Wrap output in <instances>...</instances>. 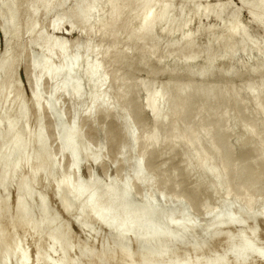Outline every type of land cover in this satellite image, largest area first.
Masks as SVG:
<instances>
[{
	"label": "bare ground",
	"instance_id": "6f19581e",
	"mask_svg": "<svg viewBox=\"0 0 264 264\" xmlns=\"http://www.w3.org/2000/svg\"><path fill=\"white\" fill-rule=\"evenodd\" d=\"M68 1L20 0L9 2L8 0H0L5 10V12H2L5 17L2 30L5 33L6 43L5 50L0 57V103L10 99L7 106L0 107V131H7L8 135L12 136L6 151L3 150L5 153L0 158V264H10L9 262L12 263L15 258L16 264H82L83 258H79L80 262L78 258V261L76 258H71V255L75 252L73 251L74 248L72 247L73 250L70 249L69 246L71 245L66 247L69 243L66 241H69L70 234L74 233L68 232V221L61 225H55L51 235L48 233V236H43V239L40 240L39 238L37 243H34L36 256L32 260L28 250L24 247L25 242L29 240L28 238L40 237L43 234L42 229L47 230V227L52 226V224L54 226L55 222L60 221L57 220V213H60L57 212L58 210L56 213L54 212L57 214L56 218L53 217L55 214L52 216L51 212L48 213L49 205L59 190L63 191L60 208L64 213L70 215L78 208L84 209L85 216L83 221L77 224L79 227H88L91 224L95 223L96 225L98 223L100 226L97 225L102 229V226L110 229V226H112L111 230H115V233L118 230L115 241H111L112 235L110 241L109 239L107 241L106 238V241L102 240L101 242V240H98L99 245L95 247L93 244L90 246L88 242L90 249L93 247L92 251L97 248L92 254L87 248L89 247L88 244L85 245L84 242L83 245L80 244L87 246L86 249L89 252L88 255L85 247L83 249L86 252L80 248L82 253H86L84 259L89 258V260H87L88 258L85 259V264H171V262L173 264H264V241H261L264 240V104H262L264 100V83L256 82L257 84L247 83L246 86L244 85L243 92L245 91L246 95L247 93L249 95L246 96L247 99L240 96L243 92L235 91L232 88L227 89V92L223 93L222 96H220V93L212 94L211 90L204 94L201 93L199 96L203 101L194 111L195 113L192 114L189 108L193 98L190 85L176 86L173 89V94L164 86L153 90L150 87L151 85H145L148 96L142 106L137 99L132 100L133 102L129 99L130 87L125 84V87L116 88V99L111 102L108 99L111 91L100 93V87L108 80L113 84L117 81H127V79L124 75H119L120 72L118 74L111 72L109 66L119 65L127 69L132 68L133 65H138V68L141 67L145 64L146 52L144 46L138 48L139 42L154 41L157 38L154 33L158 29L166 34L184 30L188 27L190 18H188L189 16L183 18V26L170 25V21L180 16L184 9V7H181L179 10L177 9V12L170 11L168 5L173 0H128L127 2L105 0L108 8L106 14L108 15L101 17L98 22L102 34H107L106 36L110 34L114 39L111 45L108 44V47L106 45V49L102 51V56L106 59L104 62H93L85 64L83 67L82 64L96 52V48L92 47L91 43L84 45L73 43L71 45L66 40H57L52 35H45L43 30H38V15L41 11L48 13L53 11L55 7L63 8ZM98 1L100 0H73L74 5L72 4L70 10L68 9L65 13L55 17L53 30L67 22L70 24L69 31L75 28L76 25L84 28L88 27ZM241 1L246 2L247 0ZM140 3H151L153 5L143 8V11L137 14H133L131 12L132 7ZM217 6L219 7L216 10L215 5L207 4L203 7V15L210 14L215 9L217 13L215 17L220 19V13L226 5ZM256 6L259 7L260 13L264 15V0H258ZM250 12L253 21L264 27V18L261 19L253 9ZM100 29L97 31L99 32ZM24 31L29 35L37 32L35 36L38 37L35 41L46 52V54L42 53L45 55H40L41 58L38 62L35 60L31 64L29 80L33 86L30 88L32 92L30 98H28L31 103L29 107L24 105L27 99L24 97L23 89H21L23 86L19 85L20 81L17 77L19 74L17 75L16 72L20 65L21 56L25 58L26 55L24 56V52L21 55L22 51L14 53V48H12L14 44H18L16 41ZM87 32L92 33L90 30ZM88 33L86 35L90 36ZM240 33V22L231 23L225 37V45L229 56L236 52L238 45H242V48H244L248 40L253 41L248 33L243 34L236 41L235 38L240 36ZM93 35H95V29ZM123 37L127 41L136 44H134V48L139 50L137 51L138 55L132 57L123 50L118 49L119 40ZM191 37L194 36L190 33L186 35L187 43L184 50L189 52V56H186L187 59L198 57L197 54H194L195 51L192 52L193 47L197 45L193 44ZM181 42L183 41L180 38L179 44ZM157 44L154 42L151 48L154 49ZM176 44L172 45L177 46ZM128 46L126 45L125 49ZM70 48L75 50L72 52ZM69 49L72 54L68 52ZM54 57L60 59L55 65L52 61ZM207 61H212V57H208ZM185 71L190 74L196 73L187 70V68ZM79 73L82 74L81 77H78ZM213 74V70L200 71V75L204 76ZM45 79L52 84L48 97H44L42 89ZM85 80L91 85L92 89L89 106L86 109L85 117H83L79 100L83 97V81ZM60 93L70 94L76 102L73 105L72 120L68 123L65 122L66 120L64 121L61 112L56 114L57 100ZM215 97L219 98V105L215 106L213 104L215 101L205 104V102L212 101ZM131 104H133V109ZM164 105L167 107L165 108ZM163 106L165 108L164 112L160 111ZM220 108H222L221 113H219ZM145 109L149 111L152 117V126L148 131H143L144 133L141 134V128L146 125ZM45 111L54 113V116L56 114L57 121L60 124L58 127H61V131L59 130L61 133L59 137V154L62 157L68 156L70 159V170L61 177L55 176V171L62 164L54 158L49 145L50 138L43 122ZM189 112L191 115H188ZM200 115H203V118ZM197 117L202 119L198 120ZM32 118L37 123L34 130L27 125ZM109 118L115 119L117 124L112 129V134L108 135L107 140L110 138L111 141L109 139V142L116 144L117 150L115 152L122 156L124 160L129 158V166L132 168L131 178L128 177L129 179L126 181L123 172L122 174L118 172L119 174L114 179L109 178L111 180H108L107 183L104 181V183H101L102 181H97L95 177L87 179V183L81 182L82 178L80 180L77 176L81 166L88 161L100 163L103 150L108 145L97 142L95 144L93 142L95 139H86L84 134L86 123L94 125L100 119L107 120ZM21 119H25L26 124L21 130H18ZM228 123L230 124L228 125ZM238 130L239 133L240 130L242 132L234 136L233 133L235 131L238 133ZM230 136L235 137V142L232 141L233 143H231ZM200 139H203V141H200ZM2 142L3 138H0V144ZM161 143H165L169 151V154L166 151L163 155L173 154V157H177V155H174L177 154L178 150L176 149L178 147L182 148L180 154L184 177L191 176L195 178L193 173L198 174V180L196 182L193 180L194 185L191 184L190 186H193L186 189L185 192H181L180 189V192L175 190L172 195H170L171 192L168 193L170 196L165 192L169 183L174 187H178L179 175L177 171L180 168L169 166L171 169H164L160 173L156 172H159V169L161 170V168L155 170L156 168L153 167L155 161L157 162V158L160 159L161 155L156 149ZM40 146L43 147L37 149ZM151 147H155L152 150L153 152H149ZM136 148L139 151L134 157L133 152ZM108 149L107 152H109ZM115 152L113 153L115 154ZM13 154H17L14 162L10 160ZM114 154L112 156H116ZM173 157L171 156V158ZM260 159L261 164L258 163ZM59 161L61 160L59 159ZM170 161L172 160L170 159ZM167 163L166 161L164 165L168 166ZM164 165L162 164L163 167ZM26 166L29 170L28 173L24 171L19 173V170ZM17 171L18 177L22 174L19 179L13 178L14 175L17 176ZM229 173H231V177L226 176ZM27 176L33 177L29 189H25L22 184V180ZM7 182L11 184L14 182L12 185L16 183V188L14 187L16 196L13 200L10 198V194L5 191L7 190L5 188ZM142 184L146 185L152 192L150 191L143 197L142 203L136 204L137 202H134L132 197H134L135 190ZM43 185V191L38 194L36 189ZM3 192H6V194ZM232 194H236L238 198L234 203L227 204V198ZM256 194H259L258 197L261 195L263 198L257 200ZM203 195L209 197L202 199ZM211 195H213V198L214 195H219V197H216L214 206H211L208 202L212 198ZM165 197H169L168 201L171 199L181 202L175 206L172 201V208H170L171 205L168 208H163L167 206H162L160 200ZM83 198L85 200L81 201ZM36 199L39 201L37 203H40L41 212L38 213L40 217L34 220L32 207L33 203H36L34 202ZM243 202H250L252 207L242 213ZM191 211L200 212L207 216V222L205 220V223H207L205 226L207 227H203L206 229L203 234H206L209 240H212V243L209 241L210 244H208V239H205L206 241L200 238L195 239V236L192 235L195 241H191L192 244L187 248L184 247L188 249V252L183 254V250L180 248L183 247L181 245H183L184 239L186 240L185 237L188 233L189 235L190 233L196 234L201 231L200 229H203L201 227L203 225H200L197 221L199 216L197 214L193 216ZM240 213H242L241 218H238ZM5 215H9V217L5 218ZM254 223L258 225L248 229V226ZM238 227H240V230H235ZM179 230L181 233L178 232ZM98 235L100 234L98 233ZM93 237L91 238L93 239ZM124 239L129 242L128 247L125 246L126 244L121 243L125 248L119 244L121 240L125 242ZM199 239L202 240V243L208 242L207 245L201 244ZM43 241H47L49 245H43ZM116 243L121 246H117ZM136 243H140L142 247H148L146 250L150 249V251H140L142 248L140 250L132 248V250L131 247L133 246L130 245ZM250 250H253L252 254L248 253ZM33 253L35 255V252ZM58 253L61 255L59 258L56 256ZM76 256L78 257V255Z\"/></svg>",
	"mask_w": 264,
	"mask_h": 264
},
{
	"label": "rangeland",
	"instance_id": "374dc122",
	"mask_svg": "<svg viewBox=\"0 0 264 264\" xmlns=\"http://www.w3.org/2000/svg\"><path fill=\"white\" fill-rule=\"evenodd\" d=\"M8 1L9 2H18L20 0H8ZM121 1L127 2L128 0H121ZM257 3H258V0H247L246 2H242L241 0H173L172 3L168 5L170 7V9H169L170 11L174 10V12H177L179 10V8H181V7H184V9H183V12L180 14V16H177L170 21V23H171L170 25L171 26H183L184 25L183 18L184 17L186 18L189 16L188 18H190V22H189L188 27H186L184 30L176 31L172 34H166V33L162 32L160 29H158L154 33V35L157 36V38H155L156 41L155 40L154 41L147 40L148 42L147 41H144V43L139 42V45H137L138 48L141 46L145 47V52H146V58L144 61L145 64L139 68H138V65H133L132 68L129 67L128 69L125 67L119 66V65L114 66V67L109 66V70H112L111 72H115L117 74L120 72L119 75H121V74L124 75L126 77L125 79H127V81L126 80H124V82L123 81H117V82L111 84V82L108 80L107 83H105L102 87H100V89H99L100 93H105V92L111 91L110 92L111 94L108 97V99L112 102L116 99V88L117 87H123V86L125 87V84H127V86L130 87L129 88V91H130L129 99L131 101L137 99L139 101V103L143 106L144 103L146 102V98L148 96L147 92L145 90V87H144L145 85H148V84H149L148 86L151 85L150 87L153 88V90L160 89L161 87L164 86L170 91L171 94H173V89L178 85H190V90L193 93V98L191 99L189 108H190V112L192 114V113H195L194 111H196V109L201 105V103L203 101L201 96H199L201 93L204 94L205 92L211 90L212 94L220 93V96H222V94L226 93L227 89H230V88H232L235 91L243 92V87H244V85L246 86L247 83L248 84L249 83L257 84L259 82L264 83V27L257 25L253 21L252 14L250 12V10L253 9L257 14H259L261 19L264 18V15L260 13L259 7H257L258 5L256 6ZM72 4H73V0H69L66 3V5H64L63 8L55 7V9L53 11L48 12V13H46V12L44 13L43 11H41L38 15V21H39L38 30H43L45 35H47V36L52 35L53 37H56L57 40L58 39H60V41L66 40V42H68L71 45L73 43H75V44L78 43L81 45L91 43L90 45L92 47L96 48V52L90 56V59H87L85 61V63L82 64L83 67L85 64H90L93 62H104L106 59L104 56H102L103 55L102 51L106 49V45H107V47L109 45H111V43L113 42V39H114V37L110 36V34H108V36H106L107 34H105V35L102 34V30L100 29V23L98 22L99 19H101V17L108 15V14H106V12L108 11V8H107V4H106L105 0L98 1L97 6L95 7L93 14L91 16L92 19H91L90 23H88V27L84 28L80 25H76L75 28H73L72 30L69 31L68 28L70 27V24L67 22L65 24H62L59 28L53 30L54 21L56 19L55 17L60 16L62 13H65V11H67L68 9L70 10V7L72 8ZM207 4L215 5L216 10H217V7H219L217 5H226V7L223 9L222 13H220L221 14L220 19H217L215 17V15H217L215 9H213L212 13L207 14V15H203V7L206 6ZM150 5H153V4H151V3H140V4L132 7L131 12L133 14L134 13L137 14V13L143 11V8L150 7ZM3 11L5 12L4 7L2 6V4L0 2V57L3 54L5 47H6L5 46V44H6L5 43V33L2 30V26H3L4 20H5V17L2 14ZM237 22H240V24H241V33H240V36L235 38V40L237 41V39H240L241 36H243V34L248 33L252 37L253 41L248 40L246 42V46L244 48H242V45H238L237 50H235L236 52L232 56H229V54L227 53V47L225 45V37L227 35L229 26H231V23L233 24V23H237ZM40 26H42V27H40ZM88 29L92 33H90V32L88 33L87 32V31H89ZM94 29H95V35H93ZM98 29H100L99 32L97 31ZM87 33L90 34V36L86 35ZM98 33H100V34H98ZM188 33H190L191 35L194 36V37H191V39H193V44L198 46V47L197 46L193 47V51H192L193 53L195 51L196 53H194V54L198 55V57L195 59H187V57L189 56V52L184 50L185 49L184 46L187 43L186 35H188ZM35 34H37V32L33 33L32 35H29L28 33H26L24 31V33H21L20 37L16 41V43H18V44H14L12 46V48H14L13 49L14 53H18V52L20 53L22 51L20 54L23 55L22 53L24 52V56L26 55L25 58L21 56V61L19 62L20 65H19V68L17 69L18 71H16L17 75L19 74L17 76L19 78V81H20L19 85H21V87L23 86L21 89H23L24 97H26V99L28 100L27 101L25 99L26 101H25L24 105L26 107H29L31 105L28 98H30V95L32 92V89H30V88L33 86L32 82L29 80V74L31 73L32 61L35 62V60H36V62H38L41 58L40 55L46 54L44 48L35 41V39H37V37H38V36H35ZM109 37H111V38H109ZM180 38H181V41H183V42H181L179 44ZM76 41H79V42H76ZM102 42H103V44H102ZM119 42H120V45L118 46V49L123 50L124 52H126L127 55L132 56V57H134L135 55H138L137 51H139V50H136V48H134L135 43H133L131 41H127L126 39H124V37L121 40H119ZM154 42L158 43L157 44L158 46L156 45L154 47V49H152L153 47L151 48V46H153L152 44H154ZM174 43L175 44L178 43V44H176L177 46H173ZM126 45L127 46L129 45V46L125 49ZM149 45H150V47H149ZM22 47H24L26 50L24 48L22 49ZM146 48H148V50H146ZM158 48H159V51H158ZM70 49L68 52L70 54H72V52L75 49L72 48L71 49L72 52ZM173 50H176V51H174L175 53L173 52ZM168 51L170 52V54ZM198 51L200 52V54H198L199 53ZM42 53H45V54H42ZM208 57H212V61H207ZM37 58H39V59L37 60ZM162 58H163V60H162ZM57 59H59V58L54 57L52 59V61L54 62L53 65H55V63H58L60 61V59L58 61H56ZM186 68H187V70L189 69V71L192 70L196 73L190 74V73H188V71H185ZM202 70H205V71L213 70L215 75L214 74L209 75V76L200 75V71L202 72ZM81 76H82V74L79 73L78 77H81ZM215 77H216V79H215ZM196 78H198V79L196 80ZM234 79H236V80L232 81ZM210 82H212L214 84H212ZM144 83H146V84H144ZM83 84H84L83 90H82L83 97L81 98V100H79V103H81L80 105H81L82 115H83V117H85L86 109L89 106V97H90V93H91L92 88H91V85L86 80L83 81ZM43 85H42V89H43L44 97H48L49 96L48 92H49L52 84L50 82H47L45 79V81H43ZM154 85H155V87H154ZM210 85H211V87H210ZM214 89H216V90H214ZM87 92H88V94H87ZM247 95H248V93H247ZM247 95H246L245 91L243 92V94L242 93L240 94V96H242V98H244V99H247V97L249 96V95L248 96ZM9 100L10 99H6L3 103H0V107L3 108L5 106H7ZM213 101H215V102H213ZM211 102H213V104L215 106H217V105H219V98L215 97L212 101L205 102V104H210ZM262 102H263L262 104H264V100ZM75 103L76 102L73 100V98L70 96V94L60 93V95H58V100H57L56 114L58 112H61L64 121L66 120L65 122H67V123L70 122L72 120V117H73V105ZM214 105H211V106L215 107ZM164 106L161 108L160 111H163V112L165 111L164 109L167 106H165V108H164ZM208 106H210V105H208ZM131 108L133 109V104H131ZM222 108H224V107H222ZM222 108L219 109V113L222 112ZM62 109H64V110H62ZM190 112L188 115H191ZM56 114L54 116V113H52V112L50 113L48 111H45L44 115H43V122L45 124L44 123L43 124L47 128L46 129L47 135L50 138L49 145H50L51 151L54 155V158L57 159V161L60 164H62V166L55 171L56 172L55 176L61 177L63 174L67 173L70 170L69 169L70 159L68 156L62 157L59 154V146H60L59 137L61 134L59 132V130L61 131V127H58V126H60V124H59V121H57ZM200 116L202 117L203 115H200ZM201 117H197L198 120L203 118V117L202 118ZM144 118H145V124L146 125L144 128H141V130H142V131L140 130L141 134L144 133L143 131H146V130L148 131L150 129V127L152 126V119H151L152 117H151V115L147 109H145V111H144ZM229 122H231V121H229ZM100 123L101 124L105 123V124L101 125ZM232 123H233V120H232L231 124L228 123V125L230 124L232 126ZM24 124H26V120L21 119V122L18 125V130H21L25 126ZM86 124L87 125H86L85 130H84L85 131L84 134L86 136V139H88V138H90L92 140L95 139V141L93 140V142L95 144L104 143L105 145L106 144H108V145L103 150L104 156L102 155L103 159L101 158L100 163H95V162H92L90 160L91 162L88 161L87 162L88 164L85 162L83 164L85 166H83V165L81 166V169L79 170L80 172L78 171V173H77L78 178L80 180L82 178L81 182L87 183V179H89L90 177H95L97 181H100V182L102 181L101 183H104V182L107 183L108 180L110 181L111 179H114L115 176H117L120 172H121V174L123 172V177L126 178V181L129 178H131L130 175L132 174V172H131L132 168H131V166H129L130 165L129 158H126L127 161H126V159L124 160V158L122 156L118 155L117 152H115L117 150L116 144L110 143L109 142L110 138L107 140L108 135L112 134V129H114L115 124H117V121L115 119L109 118L107 120L100 119L99 122H97V124H94V125L92 123H90L89 125H88V123H86ZM27 125L29 126V128H32V130H34L37 127V123L34 121V118H32L28 122ZM49 125H51V126H49ZM89 128L91 129V131ZM99 131H100V133H99ZM140 131H139V133H140ZM237 132L238 133H236V131H235L233 133V135L234 136L239 135L242 131L240 130V133H239V130H238ZM52 135H53V137H52ZM159 135L162 136L163 134H159ZM0 138H3V142L0 144L1 145L0 151L1 150L6 151L7 145H9V142H10L12 136L8 135L7 131L2 130V131H0ZM110 141H111V139H110ZM200 141H203V139H200ZM230 141H231V143L235 142V137L230 136ZM41 147H43V146L37 147V149H39ZM166 148H167V145L165 143L159 144V147L157 146L158 150L156 149V151H158L161 156H160V159H159V157L157 158V162L155 161L153 167L156 168L155 170H157L158 168H161V170L159 169V172L156 171L157 173H160L164 169H171V167H169V166H175V167L180 168L181 171L180 170L177 171L179 177L181 176L180 178L178 177V180H177L179 183L178 184L179 188L174 187V185H172L170 183H169L168 187L166 188L165 192L168 196H170V195H172V192L175 193V190L176 191L178 190L177 192H180L179 191V189H180L181 192L182 191L185 192L186 189H188L189 187H192L194 185V183L198 180V174L193 173V175H195L194 176L195 178H192L191 176L187 177V178L184 177V173L182 171L183 170L182 164H181L182 157L180 154V152L182 151V148L178 147L176 149L178 151L176 152L177 154H174V155H177V157L176 156L173 157V154H171V153H170L171 155H165V154L163 155V153H166V151H167V154H169L168 148L167 149ZM107 149L109 150V152H107ZM154 149H155V147H151L149 149V152H153L152 150H154ZM2 151L0 152V158L2 157V154L5 153L4 151L3 152ZM138 151L139 150L137 148L134 150V152H133L134 157L138 154ZM162 151H164V152H162ZM113 152H115V154ZM113 154L116 156H112ZM171 156L173 158H171ZM16 158H17V154H13L11 156L10 160L12 162H14L16 160ZM175 158H176V160H175ZM59 159L61 161H59ZM170 159L172 161H170ZM263 159H264V155H263ZM165 160L168 162L167 163L168 166L166 164L164 165V163H166ZM259 161L260 162H258V161L257 162L259 164H261L262 163L261 159ZM162 164L164 165V167L162 166ZM125 167H126V170H125ZM27 168H28L27 166L23 167L22 169L19 170V173L21 171L28 173L29 170H27ZM150 170H152V169H150ZM17 173H18V171L16 172L17 176L14 175L13 178H15V177H16L15 179L21 178L20 176H22V174L21 175L19 174L20 176L18 177ZM230 175H231V173L227 174L226 176L231 177ZM23 176H25L24 173H23ZM109 178H111V179H109ZM188 178H189V180H188ZM32 180H33L32 176H27L22 180V184H23L25 189L30 188V186H31L30 183L32 182ZM184 181H185V183H184ZM15 182H17V181H15ZM12 184H14V182ZM12 184L7 182L5 184V188L7 190H5V191H7V194H10V196H11L10 198H12V200H13L16 196L15 195L16 183H15V185H12ZM191 184H193V185L190 186ZM142 185H140L141 188L138 187L135 190V192H134L135 194L133 195L134 197H132L133 198L132 200L134 202H137L136 204H140V202L142 203L143 197L146 194L150 193V191H151L146 185H143V186ZM176 188H178V189H176ZM43 189H44V185L38 187L36 189V191L39 194L43 191ZM144 189H145V191H144ZM141 190H143L142 191L143 193L141 192ZM170 192H171V194H170ZM3 193L6 194V192H3ZM256 195H257V200L258 199L261 200V198H263L261 195H260L261 197L260 196L258 197L259 194H256ZM204 197L208 198L209 196L203 195L202 199ZM211 197H210L211 199L209 198L210 200H208V202L211 204V206H214L215 201L217 199L216 197H219V195H216V196L214 195V198H213V195H211ZM165 198L160 200L161 201L160 204L162 206H167V207H163V208H168L169 205H171L170 208H172L173 202H174L173 204H175V206H177V204H179L181 202L178 200L173 201L170 199L171 203H169L170 202V201H168L169 197L166 199ZM237 198L238 197L236 194H232V195H230L229 198H227L226 203L232 204L237 200ZM62 200H63V191L59 190L56 193L55 198L51 201V203L49 205L50 211L48 210V213L51 212L50 214L52 216L58 210L57 212H60V213H57L58 215L55 214V216H53V217L56 218V215H57L58 216L57 220H60L61 223H60V221L56 220L57 223L55 222L56 224L54 223V226L52 224V226L46 228L47 230L42 229L43 234L41 232L42 235H40V237L35 238V239H32V237L28 238L29 240H27L25 242L24 247H25V249L28 250L29 255L31 257V260H32L36 256V251H35L36 248L34 246V243L36 244L37 240H39V238L41 240L44 238L43 236H46V235L48 236V233L51 235L52 230H54L53 228L55 227V225H58V224L61 225L62 223L68 221V224H69V225H67L69 227V228L67 227V229H69L68 232H70V233L74 232V233L70 234L71 238L68 239L69 241H66V242H69L68 245H66V247L71 245V246H69L70 249L73 250V248H74L73 251H75L74 252L75 254L72 251L73 254L71 253L72 254L71 258H76V259L77 258L78 259L83 258L84 262L83 261H81V262H82V264L83 263L85 264V259H87L88 257H86L84 259V256L86 253L85 254H84V252L82 253L81 249H83V247H85V245H87V244L89 246V243H90V246H92L91 244H93V246L95 247V246L99 245L98 240H101V242H102V240L104 241L105 238H106V240L109 239V241H110L112 235H113V237H112L111 241H115L116 236H118V234L116 235L118 230L115 233L114 232L115 230H111L112 226H110L111 229L109 227L105 228L104 226H102L103 227V229H102L101 227H99L100 224H98V223L97 224L99 226L97 224L95 225V223H94V224L89 225L88 227H82V228L79 227L77 224L81 223L84 219V216H85L84 209L78 208L75 211H73L72 214H70V215L66 214L60 208V204H61ZM84 200H85V198H83L81 201H84ZM163 200H164V202H163ZM34 202H36V203H33V207H32L33 213H34L33 215L35 216V217L33 216V218H34V220H36L40 217L38 213H40L41 210H40V203H37L39 201H37V199H36ZM251 207H252V204L250 202H243L242 203V213L244 211L250 210ZM242 213H240L238 215V218H241ZM50 214H49V217L51 216ZM191 214L193 216H196V214L199 216L197 221L200 225H203V226H201L202 228L207 227V226H205V225H207V223H205V220L207 219L206 215H203L202 213L195 212V211H191ZM7 217H9V215H5V218H7ZM263 220H264V218H263ZM206 222H207V220H206ZM256 225H258V224L254 223L253 225H249L248 229H252V227L253 226L256 227ZM250 226H251V228H249ZM115 229H116V227H115ZM200 230H201L200 232H197L196 234L190 233V235L195 236V239H197V238H200L202 240L208 239L207 241L208 242L211 241V243H212V240H209L208 236L206 234H203L206 229L203 228ZM235 230H240V227L235 228ZM94 232H95V234H94ZM102 232H104L103 233L104 235L102 234ZM176 232H177V230H176ZM178 232L181 233L180 230ZM98 233L100 235H98ZM112 233H114V234H112ZM114 235H115V237H114ZM177 235H179V234H177ZM190 235L188 233L187 237ZM98 236H100V237H98ZM191 236L188 238L185 237L186 240L184 239V242L182 243L183 245H181V247L183 246L182 247L183 249L182 248H180V249L183 250L182 251L183 254L188 252V249H186V248L189 245H191L193 241H195V239H193V236H192V238H191ZM91 237H93V239ZM200 239H199V241L201 244L207 245L208 242L202 243L201 242L202 240H200ZM90 240H91V242H90ZM124 241L125 242H123V240H121V242L119 244H121V243L124 245L126 244L125 246L128 247L129 242H127V240H125V239H124ZM185 241L186 242L189 241V242L186 243ZM261 241H264V240H261ZM70 242H71V244H70ZM83 242L85 243L84 246H82L84 244ZM42 243H43V245H46V246H47V244L49 245V243H47V241L46 242L43 241ZM81 243H82V245H80ZM184 243H186V244H184ZM258 243L260 244V242H258ZM119 244L117 245V243H116L117 246L122 245V244L121 245H119ZM208 244H210V242ZM77 245H80V246H77ZM124 245H122V246L125 248ZM90 246L89 247L86 246V247L89 248V251L92 254V252H94V250H97V248H94L92 251L93 247H91V249H90ZM130 246H133V247H131V249L137 248V250H140V248H142L140 251H143V252L144 251L145 252L150 251V249L146 250V248H148V247H146V248L144 246L142 247L140 243L139 244L136 243L135 245L131 244ZM170 246H172V245H170ZM86 247H85V249H86ZM184 247H186V248H184ZM112 248H115V247H112ZM112 248H110V249L112 250ZM32 249H34V250H32ZM85 249H83V250L85 251ZM87 250L88 249H86V251ZM33 252H35V255ZM88 253L89 252L87 251V254ZM248 253L252 254L253 250L248 251ZM76 255H78V257ZM56 256H57V258H59L61 255L58 253ZM73 256H75V257H73ZM78 259H77V261H78ZM15 260H16V258L12 260L13 264H16ZM87 260H89V258ZM14 261H15V263H14ZM79 262H80V259H79ZM9 263L12 264L11 262H9ZM171 264H173V262H171ZM247 264H249V263H247Z\"/></svg>",
	"mask_w": 264,
	"mask_h": 264
}]
</instances>
